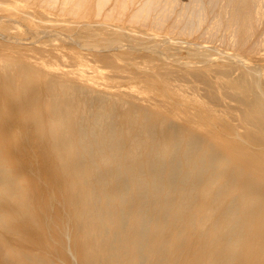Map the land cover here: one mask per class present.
Returning <instances> with one entry per match:
<instances>
[{"label":"bare ground","instance_id":"1","mask_svg":"<svg viewBox=\"0 0 264 264\" xmlns=\"http://www.w3.org/2000/svg\"><path fill=\"white\" fill-rule=\"evenodd\" d=\"M259 1L0 0V264H264Z\"/></svg>","mask_w":264,"mask_h":264},{"label":"rangeland","instance_id":"2","mask_svg":"<svg viewBox=\"0 0 264 264\" xmlns=\"http://www.w3.org/2000/svg\"><path fill=\"white\" fill-rule=\"evenodd\" d=\"M261 1V2H260ZM259 1V5H258V7H257V9H259L260 11H261V14H260V16H261V18L262 19H264V6H263V4H264V0H260ZM260 6V7H259ZM263 7V9H261ZM191 35V36H190ZM190 35H187V36H190V37H194L193 36V34H190ZM186 36V37H187ZM197 36V35H196ZM196 36L194 37V38H196ZM261 37H264V33L261 35ZM203 39H206L205 37H203L202 38V36L200 37V41H202L203 43L204 42H206V43H211L210 41H207V39L206 40H203ZM264 39V38H263ZM210 40V39H209ZM57 41L58 42H60V45H59V48H58V50L57 51H59L60 53H61V55L60 56H58V55H56L55 56V58H54V60H55V62L57 63V66L59 67L62 63H66L67 65H74V62H76V61H82V60H85V57H83V55L82 54H89V53H87L88 51L87 50H85V51H87V52H85V53H81V52H84V49H82V51L80 50V48H78L77 49V51L79 50V52L81 53V54H79L77 51H76V48L75 49H72V48H68L67 46H65V45H63L62 43H63V41L61 40V39H57ZM197 42H199V41H197ZM214 45H217V46H219L220 47V50L219 51H217V52H215V54L217 55V56H220V54H219V52H224V51H226V50H229V51H231V49H233L232 48V46H229L227 43H221V41H217L216 43H214V42H212ZM196 44V43H195ZM10 48V47H9ZM8 48V49H9ZM7 49H5V51L4 52H10V50H12V51H14L15 49H12V48H10L9 50H7ZM23 50L25 51V52H27V53H29V54H36L37 56H42L41 54H40V52H38L36 49H34V48H32V47H28V46H26V47H24L23 48ZM11 51V52H12ZM261 53L263 54V57H264V47H263V49H262V51H261ZM1 54V53H0ZM15 54V53H14ZM246 54L248 55V56H252L251 55V53L250 52H246ZM90 55V54H89ZM187 55V51L185 50V49H182L181 50V56L182 57H184V56H186ZM48 56H44V58L46 59ZM89 57H91V56H89ZM54 62V61H53ZM86 62V61H85ZM85 62H84V64L82 63V67L84 68L85 67V69H89V71L90 70H93V68H92V66L90 65V63H88V64H85ZM56 63H53V64H56ZM260 63H262V64H264V59H262V60H260ZM52 66H56V65H52ZM56 66V67H57ZM189 77H190V79H189V81H188V78L186 77H184V79H185V81H184V84H187L188 85V88L190 87H194V86H201L202 85V87H204L205 86V84L203 85V82L202 81H196L195 80V78L192 76V75H188ZM117 79H119V78H117ZM102 81H105V79H103ZM191 81H193L194 83H195V81H196V85H194L193 86V84L194 83H192ZM105 82H108V81H105ZM189 84H188V83ZM199 83V84H198ZM191 84V85H190ZM190 85V86H189ZM122 88H125L126 86L125 85H123V86H121ZM187 87V86H186ZM186 87H184L183 88V92H185L184 94L186 95V97L187 96H189V93H191V91H192V93H193V91H194V93H193V95L196 93L195 92V90H190V88L188 89V88H186ZM202 87H200V91L199 90H197V94H200V95H196V96H193L192 95V93H191V96H189V97H187V99H188V101L187 102H189L190 101V103H192V104H195L194 102L196 101L197 102V100H196V98H198V99H200V101H204L203 103L205 104V103H207L208 105H206V106H214L215 108H217L218 107V109L219 110H217V114L216 115H214V117H215V119H220V120H224V119H226V118H228V119H232L233 117H234V114L235 113H238L240 110H238V109H231V110H229V111H224V110H220L221 108H223V105H222V102L220 101V103L221 104H219L218 103V101H216L215 102V100L214 99H212V101L214 100V104L215 105H219V106H215L213 103H212V101H210L211 99H207V96H205L204 94H203V92H204V90H202V89H204V88H202ZM182 89V88H181ZM181 89H180V91H181ZM192 89H194V88H192ZM185 90V91H184ZM186 90H188L189 91V93H187V91ZM145 93V91H143V94ZM203 94V95H202ZM145 95L147 96L148 95V93L146 92L145 93ZM222 96H223V94H222ZM192 97V98H191ZM190 98V99H189ZM201 98H203V99H201ZM223 98H226L227 100L229 99L230 101H231V103H233V104H235V105H241L240 104V101L238 100V101H236L237 99L235 98L234 99V97H227L226 95H224L223 96ZM232 98H233V100H232ZM194 101H193V100ZM235 100V101H234ZM209 101H210V104H209ZM239 102V103H238ZM146 103H148V102H146ZM213 105H212V104ZM225 103V102H224ZM202 104V103H201ZM232 104V105H233ZM197 105H198V102H197ZM221 105H222V107H221ZM234 105V106H235ZM154 106V105H153ZM152 106V107H153ZM9 107H10V110L9 111H7L6 113H5V115H6V124L4 125V126H6V125H8L9 127H10V129L11 130H13V134L14 135H12L11 137H8V145L10 146V149H16V148H14V146L16 147H18L19 146V142H20V145H22V143H24V138L25 137H29V135H25V131H24V128H23V130L21 129L22 127H21V125H23L27 120H28V117H27V115H25V113L23 112V111H21V109H18V108H16L15 106H14V104L13 105H9ZM156 108H158V107H160V106H155ZM154 107V108H155ZM205 107V106H204ZM224 107L225 108H223V109H226V110H228V108H226L227 106L224 104ZM162 108V107H161ZM163 109V110H162ZM161 110L164 112V108H162ZM167 110V109H166ZM167 112V111H166ZM183 117V116H182ZM187 117V116H186ZM179 118H181V117H179ZM182 120H183V118H182ZM218 126H220V125H218ZM205 127H209L208 125H206V124H204L203 126H201V128L203 129L204 128V130H206V129H208V128H205ZM221 128V127H220ZM21 129V130H20ZM19 130V131H18ZM241 130V132H242V130L244 131V129L243 128H241L240 129ZM216 132H219V128L217 129L216 128V130H215ZM21 132V133H20ZM22 133H24V135L22 134ZM23 136H25V137H23ZM18 140H17V139ZM23 138V139H22ZM21 140H22V142H21ZM17 142H18V145H17ZM13 144V145H12ZM35 145L33 144V147H34ZM36 148H37V146H35Z\"/></svg>","mask_w":264,"mask_h":264}]
</instances>
